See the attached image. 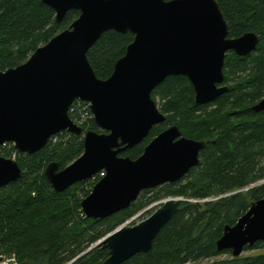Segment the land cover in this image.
<instances>
[{
    "label": "water",
    "instance_id": "1",
    "mask_svg": "<svg viewBox=\"0 0 264 264\" xmlns=\"http://www.w3.org/2000/svg\"><path fill=\"white\" fill-rule=\"evenodd\" d=\"M61 23L69 11L80 16L38 47L17 67L0 71V147L12 143L19 153L35 154L59 133L84 136V153L64 169L46 168L54 191L104 172L83 199L84 215L103 219L128 209L145 190L177 183L200 164L206 141L183 136L178 125L159 133L137 159L122 153L142 143L166 119L152 93L169 76H186L199 103L229 92L224 66L230 51L247 56L260 36L249 31L230 36L218 0H43ZM1 26V21H0ZM131 32L134 40L112 75L98 77L89 50L108 31ZM89 102L102 133L77 125L70 116L75 100ZM264 111V98L253 106ZM16 159L0 155V187L21 178ZM264 184V180L260 182ZM259 183V184H260ZM180 198H168L140 223L122 225L94 247L109 249L105 264H123L152 250L161 230L178 212ZM264 241V197L218 240L219 251L239 257L246 246Z\"/></svg>",
    "mask_w": 264,
    "mask_h": 264
},
{
    "label": "trees",
    "instance_id": "2",
    "mask_svg": "<svg viewBox=\"0 0 264 264\" xmlns=\"http://www.w3.org/2000/svg\"><path fill=\"white\" fill-rule=\"evenodd\" d=\"M218 1L230 25V36L253 31L260 36L258 47L247 56L233 51L227 54L224 74L229 92L211 102H197L188 77H167L152 93L155 101L161 100L159 109L165 121L142 143L122 153L137 159L159 133L178 125L183 136L206 141L200 164L181 181L156 188L150 199L146 196L154 189L143 191L128 209L92 219L81 207L92 192L87 187L89 179L58 193L45 174L50 163L57 162L64 169L84 153L83 135L64 131L32 155L19 153L8 143L0 147V155L12 158L16 154L23 174L0 187V256H12L17 264H105L109 249L94 246L152 201L168 196H218L205 204L181 201L152 250L123 264H264V253L234 257L232 251H219L217 245L225 227L235 225L252 203L264 197V184L257 185L264 180V111L253 110L264 98V0ZM79 16L80 11L72 10L57 23L55 10L43 0H0V71L25 63ZM133 40L131 32L112 30L102 35L88 52L98 77L112 75ZM70 116L73 118L72 109ZM82 127L103 132L94 119ZM263 247L264 241H259L245 251ZM222 255L230 257L210 262Z\"/></svg>",
    "mask_w": 264,
    "mask_h": 264
},
{
    "label": "rangeland",
    "instance_id": "3",
    "mask_svg": "<svg viewBox=\"0 0 264 264\" xmlns=\"http://www.w3.org/2000/svg\"><path fill=\"white\" fill-rule=\"evenodd\" d=\"M156 103H157L158 107L160 108L161 100L157 99ZM12 158H14V156ZM103 175H104V172H101V173L97 174L94 178L89 179L87 187H89V188L91 187L90 189H93V187L95 186V185H93V183L95 181L98 182L103 177ZM187 182H188V180H185L183 183L185 184ZM260 184H257V185H260ZM155 189L153 190V192H150V193L147 194V196H146L147 199L148 198L150 199V197H152L155 193H157V189L156 190ZM235 192H237V191H235ZM224 196H226V195H224ZM168 198H171V197H169V196L168 197H161L158 200L152 201L150 204H148L147 207H145L143 210H141L133 218L128 220L125 224L129 225V226H133V225H136V224L140 223L141 221L147 219L154 212H156L161 206H163L164 202ZM178 198L182 199L181 201H191V202H199L201 204H205V203H207L209 201L216 200L218 198V196L217 197L216 196L215 197H211V198H208V199H191V198L187 199V198H183V197H178ZM262 253H264V247L260 248V249L244 251L242 255L243 256H247V255H256V254H262ZM229 257H230V255H222V256H219V257L211 259L210 262L214 261V260L226 259V258H229ZM8 263L9 264H13L14 263V261H12V256L1 255L0 256V264H8ZM189 264H193V263H189Z\"/></svg>",
    "mask_w": 264,
    "mask_h": 264
},
{
    "label": "built area",
    "instance_id": "4",
    "mask_svg": "<svg viewBox=\"0 0 264 264\" xmlns=\"http://www.w3.org/2000/svg\"><path fill=\"white\" fill-rule=\"evenodd\" d=\"M72 113H73V121L79 125L83 126L86 124L90 119H94V115L90 108V103L82 101L81 99L75 100L72 107ZM7 144L3 145L6 146ZM16 159V154L14 155V158ZM12 261H14L13 264H17L14 258H12ZM9 264V263H8Z\"/></svg>",
    "mask_w": 264,
    "mask_h": 264
}]
</instances>
